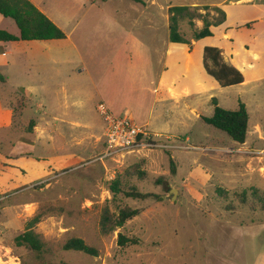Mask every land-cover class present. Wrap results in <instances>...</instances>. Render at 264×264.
Returning a JSON list of instances; mask_svg holds the SVG:
<instances>
[{"label": "rangeland", "instance_id": "rangeland-1", "mask_svg": "<svg viewBox=\"0 0 264 264\" xmlns=\"http://www.w3.org/2000/svg\"><path fill=\"white\" fill-rule=\"evenodd\" d=\"M156 1L147 10L131 0H44L62 23L64 16L72 19L66 30H72L77 20L85 18L71 36L77 49L67 40L48 44L57 55L68 52L71 62H75L74 68L81 63L79 53L83 55L81 69L85 66L86 70L68 80V73L58 65L56 70L21 67V61L26 59L18 55L12 62H17L19 67L14 64L0 68V74L6 79V84L0 80V103L14 110L13 129L0 130V264H225L231 260L239 262L243 253L248 264H252L264 250V212L255 213L252 205L243 204L237 195L248 191L245 189L251 184L264 190V179L258 172L252 173L246 162L218 153V149L240 145L192 113V105H196L193 103L198 98L183 97V80L174 90L183 97L179 103L166 94V86L163 108L159 106L155 112V117H163V141L180 147L144 150L129 154L120 162L98 161L104 150L106 123L97 112L100 99L96 87L113 74L112 69L107 72V65L100 63L110 54L114 36L119 35L117 26H112L113 19L120 17L117 12H121V17L127 16L130 7L143 14L137 20V34L153 50L157 47L159 51L162 45L163 54L171 44L170 7L189 6L200 14H207L212 22L221 19L216 11L219 6L229 13L223 25L212 27V37L195 42L190 55L184 46L171 44L178 52L168 62L177 59L180 66L173 72V67L168 65L167 77L185 75L189 69L193 71L188 75L202 70L209 77L203 65L205 47H216L225 54L232 47L260 52L262 56L255 62L257 71H254L261 78L259 82H251L246 88H222L209 79L214 85L210 93L219 107L235 111L240 103H247L250 126L259 122L264 134V0L248 3L241 0ZM229 2L239 3L232 7ZM71 8L74 12L70 16ZM148 14L154 21L151 26L146 22ZM2 19L5 18L0 15ZM5 21L16 25L12 19ZM5 21L0 23V28H9ZM199 23L203 22L195 21L196 29ZM182 31L191 38L193 30L187 23L183 24ZM223 31L232 32L234 42L223 40ZM247 75L250 81L252 71L248 70ZM40 79L45 83H38ZM24 81L33 82L31 86L36 90V100L32 103L20 90V83ZM241 89L246 93L241 94ZM79 101L84 107L75 104ZM196 109L209 117L215 105L200 102ZM35 120L36 133H27ZM74 121L82 124V129L72 124ZM18 153L25 155L21 159L11 158ZM257 165V161L251 163L256 168ZM242 174L245 177L239 178ZM117 178H123L128 189L152 196L146 200L114 197L109 185ZM218 188L230 191L231 200L225 201V196L217 193ZM174 189L177 196L171 201L170 192ZM106 208L114 215L125 208L139 209L141 214L104 236L101 219ZM36 216H41V222L34 231L45 244L41 254L15 244V238L25 232L27 223ZM120 234L137 239L139 244L120 247ZM73 238L84 240L98 250L99 256L65 251L64 245Z\"/></svg>", "mask_w": 264, "mask_h": 264}, {"label": "crops", "instance_id": "crops-1", "mask_svg": "<svg viewBox=\"0 0 264 264\" xmlns=\"http://www.w3.org/2000/svg\"><path fill=\"white\" fill-rule=\"evenodd\" d=\"M31 1L52 22H54L59 28H61L63 31L67 33L66 40L71 42V44H73V46L77 49V45L75 44V41L71 38V36L72 34H75L77 28H80L83 25V22L86 21L85 18H81L80 20H77V22H75L74 20L75 22L74 26H72V30L69 31L66 30L65 27L72 24V19L70 17L64 16L65 21L64 23H62L60 17L57 14L51 12L46 7L44 0H31ZM85 1L92 2L93 0H85ZM241 1L244 3H248V2H253L254 0H241ZM133 2L147 10L149 9L150 5L157 4L156 0H139V2H135V1ZM229 3H230L229 6L236 7L238 6L239 2H229ZM219 8L222 9V7L220 6ZM253 8L256 7L253 6ZM222 10L224 11V9ZM127 11H128L126 12L127 16L125 17H121L122 16L121 12H117V16L120 17H118V19L114 18L112 22V26H117L116 30L118 31L119 35L114 36V39L112 41L113 45L110 54H108V56L106 57H103L100 64L102 66L107 65L108 70L106 69V71L108 72L110 69H112L113 74L110 79H107L102 85L100 86L97 85L96 87L97 96L100 99L99 104L104 103L108 107V109L117 116H126V114H128L129 118H131L138 125L147 127L150 131L163 135V117H155V112L157 107L162 106L163 108V90H165L166 86H168V91H166V94L170 95L171 98L175 97L177 103H179V100H181L183 97L187 100L198 98L193 103L196 105L195 106L192 105L191 111L193 114H196L197 118L202 119V117L204 116H202L200 112L197 111L196 109L197 105H199L200 102H202V104H207V105L213 104L212 100L215 99L213 97V94L210 93V91L214 87L213 83H211L209 79V77L211 76L206 72L207 76H209L206 77V75H203V72L201 70L200 72H195L193 74L194 76L193 77L191 75H188L191 74L193 71L192 69H189V73L187 72L185 73V75L175 74L173 77L172 76L167 77L168 75L167 70H169V66L170 68L173 67V72H176L175 69H178L180 66L177 62V59L174 60V62L173 61L168 62V59H170L173 55L177 56V52H178L177 49H173V47L171 46L172 45L184 46L186 48L185 50L188 55H190V53L193 52V49L189 50L188 48L189 46L184 44L171 43L172 45L170 44L166 47L164 54H163L162 45L160 49L161 51L159 50L160 52L157 51V47L156 50H153L152 47L144 43V40L141 38V35H138L136 32V28L139 26L137 20L143 14L135 11V7L134 8L130 7ZM73 12L74 10L73 8H71V10L69 11V15L70 16L73 15ZM89 12L90 9L88 12H86V14H88ZM228 18H229V13H226V21L228 20ZM5 20H8V18L2 19V21ZM258 20L262 21V19L260 18H258ZM2 21H0V23ZM146 22L148 23L149 26L153 25L154 21L151 18V14H148V17L146 18ZM239 23L240 22H237L236 25H239ZM7 24L9 28H0V30L7 31L12 35L19 37L21 33L18 26L15 25L14 23H9V22ZM199 24H200L198 25L199 29H202L203 23L202 25L201 23ZM221 34L223 40L228 42H234L232 32L223 31ZM39 42H43L44 45H38ZM49 42L52 41L0 42V68H10L14 64L17 65V67H19L17 62L14 63L12 62V59L16 55H18L20 59L23 57L26 59L25 61H21L22 63L20 64H23V66L21 67H24L26 69L27 67L28 68L37 67L40 68L41 70L46 68H52L56 70L55 65H58L63 69V71H65V73H68V78H67L68 80L72 78L73 74H81L86 70L85 66L83 67V69H81L82 67L81 64H84L83 55H81L78 52L80 55L79 57L82 59H81V63H79L80 65L74 68L72 66L75 62L74 63L71 62V57L68 56V52L63 53L62 56L60 54L57 55V52H55V50L52 49V45L48 44ZM195 44L196 43L194 42L193 45ZM230 47L231 45L229 44V48ZM205 48H203V58H204ZM212 48H216V47H212ZM231 49L232 50L226 52V54L223 51L221 52L225 62L231 66H234L242 73L244 77V82L243 84L238 86L241 88H246L251 82H259L261 78L258 75V73L254 71H257L255 62L258 61V58L261 57L262 54L260 52L247 51L246 49L236 50L234 47H232ZM31 54L33 55L32 57ZM188 59H189L188 63H190L191 58ZM203 65H204V59H203ZM248 70L252 71V76H253V78L251 77L252 79L250 81L248 80V75H247ZM211 78L218 84V82L213 77ZM181 81L183 87L181 88V92H183V95H185L183 97H180L181 93H176L174 91L176 89V84H179ZM31 83L33 82L28 83L24 81V83L23 82L20 83V85L22 86L20 90L24 89L32 95V101L30 103L36 100L34 99L36 97L35 96L36 90L35 88H33V86H31ZM38 83L43 84L45 83V80L40 79ZM4 84H6V82ZM218 86L220 85L218 84ZM245 93H246L245 89H241V94H245ZM148 97L150 98V101L147 100ZM255 101L257 103L258 99H256ZM75 104L76 105L78 104L77 106L81 108L84 107L82 106L83 103L80 101L75 102ZM98 105L96 106V108L98 107ZM245 105L249 113V127H248L246 142L244 144H239L235 142L240 146L235 148H229V147L221 148L220 150L218 149V153L226 154V156L236 157L237 160L240 162H246V167L252 173L257 174L258 172L260 174V177L264 179V173L262 172V170H264V166H262V161L264 160V157H258L255 154L264 149V134L262 131V125L259 122H257L254 125L252 124V126H250V122H251L250 108L247 103ZM25 110L26 109L22 111L21 117H23ZM72 124L80 128L82 126V124L75 121ZM13 126H14V110L9 108L5 104L2 105L0 103V130L13 129ZM37 126L33 130V132H30L29 134L36 133ZM186 140L188 141V138ZM260 145L261 147H258ZM28 146H30V148H34V145H28ZM24 155L25 153H18L16 156L11 158L21 159ZM7 159L10 160V158ZM253 161H257L258 168L251 166V163ZM23 169H25V167H23ZM23 171L24 170H22V172ZM244 177L245 174H242L239 178H244ZM251 181L252 180H249L250 184ZM252 188H256L260 191H264L259 189L256 185L254 186V184H251V186L247 187V189L245 188L244 189L250 190ZM227 192L230 193V191ZM225 264H248L246 254L243 253V255L241 256V260L239 262H236V260H231V261H225ZM252 264H264V250L256 257V259L253 261Z\"/></svg>", "mask_w": 264, "mask_h": 264}, {"label": "trees", "instance_id": "trees-1", "mask_svg": "<svg viewBox=\"0 0 264 264\" xmlns=\"http://www.w3.org/2000/svg\"><path fill=\"white\" fill-rule=\"evenodd\" d=\"M139 2V0H133ZM221 14V19L212 22L208 15L198 13L197 9L189 6H173L168 9L169 14V40L173 44H184L193 48L194 42L212 37L211 28L220 26L226 21L225 12L216 8ZM0 15L4 18L12 19L20 30V36H14L11 33L0 30V42H31V41H62L67 39L66 33L52 22L31 0H0ZM203 22L202 29H196L195 21ZM187 23L193 30L191 38L188 39L182 31V26ZM204 67L206 72L213 77L222 88H229L243 84L244 77L242 73L234 66L227 64L223 58L222 52L217 48L207 47L204 50ZM0 80L6 82L0 74ZM29 98L32 95L22 89ZM215 105L214 115L212 117H202V120L209 126L226 133L234 142L244 144L247 139L249 127V113L245 104L240 103L236 111L225 110L219 107L217 99H213ZM36 121L31 123L27 133L33 132L36 128ZM173 168V167H172ZM175 173L174 168L172 169ZM109 190L114 197L123 195L126 198L136 200H146L152 195L143 194L136 189H128L124 185L123 178H117L109 185ZM218 194L225 196V201L231 200V193L218 189ZM242 198V203L251 206L252 211L264 212V192L252 188L243 194H237ZM159 199V197H155ZM232 211L231 209H228ZM141 214V210L125 208L120 210L118 215L111 214L106 208L101 219V232L104 236L114 233L122 228L127 222L132 221ZM41 222V216H36L27 223L25 232L15 238L17 247H24L32 252L41 254L45 250V244L34 227ZM118 244L120 247L136 246L139 244L137 239L129 238L123 234L119 235ZM65 251H74L84 253L92 257H98L97 249L90 247L86 242L79 238H73L64 245Z\"/></svg>", "mask_w": 264, "mask_h": 264}, {"label": "built area", "instance_id": "built-area-1", "mask_svg": "<svg viewBox=\"0 0 264 264\" xmlns=\"http://www.w3.org/2000/svg\"><path fill=\"white\" fill-rule=\"evenodd\" d=\"M97 110L106 123L104 150L98 161L120 162L127 155L140 151L180 147L164 142L163 135L138 125L128 116L113 114L104 103L99 104ZM255 154L258 157H264V149Z\"/></svg>", "mask_w": 264, "mask_h": 264}, {"label": "water", "instance_id": "water-1", "mask_svg": "<svg viewBox=\"0 0 264 264\" xmlns=\"http://www.w3.org/2000/svg\"><path fill=\"white\" fill-rule=\"evenodd\" d=\"M170 193L173 194V196L170 197V200L171 201H175V197L177 196V190H175V189L174 190H171Z\"/></svg>", "mask_w": 264, "mask_h": 264}]
</instances>
